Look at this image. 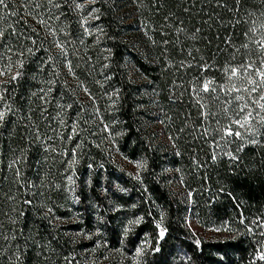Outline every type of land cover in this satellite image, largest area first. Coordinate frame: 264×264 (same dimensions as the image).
<instances>
[{"label":"trees","instance_id":"obj_1","mask_svg":"<svg viewBox=\"0 0 264 264\" xmlns=\"http://www.w3.org/2000/svg\"><path fill=\"white\" fill-rule=\"evenodd\" d=\"M117 3L0 4V264H264V0Z\"/></svg>","mask_w":264,"mask_h":264},{"label":"rangeland","instance_id":"obj_2","mask_svg":"<svg viewBox=\"0 0 264 264\" xmlns=\"http://www.w3.org/2000/svg\"><path fill=\"white\" fill-rule=\"evenodd\" d=\"M118 3V8L120 9V11H129L130 8V0H116ZM88 19L90 20L92 18V16H90V14H87ZM193 231L198 234V235H210L213 234L212 231H210V229H202L198 226H196L194 223L190 224Z\"/></svg>","mask_w":264,"mask_h":264},{"label":"snow or ice","instance_id":"obj_3","mask_svg":"<svg viewBox=\"0 0 264 264\" xmlns=\"http://www.w3.org/2000/svg\"><path fill=\"white\" fill-rule=\"evenodd\" d=\"M3 3H4V0H0V4H3ZM236 74H237V69H232V75H236ZM258 74L260 75L261 79L264 80V72H259ZM12 79H16V77L14 76V77H12ZM204 90L205 91H208L209 90L207 84L204 85ZM261 99H264V97H261ZM262 107H264V106H262ZM3 119H4V113H0V120H3ZM246 122H247V120H245V123ZM226 134L227 135L240 136V133L239 132L233 133L231 131V129L226 130ZM158 227H159V225H158ZM160 235H161V237L164 236V231L163 230L161 231ZM138 254H139V251H138ZM260 259L261 260H264V255H261L260 256Z\"/></svg>","mask_w":264,"mask_h":264}]
</instances>
